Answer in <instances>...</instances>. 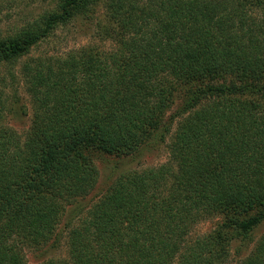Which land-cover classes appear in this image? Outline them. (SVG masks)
Here are the masks:
<instances>
[{"label":"trees","instance_id":"16d2710c","mask_svg":"<svg viewBox=\"0 0 264 264\" xmlns=\"http://www.w3.org/2000/svg\"><path fill=\"white\" fill-rule=\"evenodd\" d=\"M80 19L111 46L33 54ZM20 84L23 134L7 123ZM171 133L166 162L83 205L98 155L136 159ZM263 224L264 0H53L0 32V264L62 233L67 255L36 264H264ZM235 243L254 245L231 261Z\"/></svg>","mask_w":264,"mask_h":264},{"label":"rangeland","instance_id":"374dc122","mask_svg":"<svg viewBox=\"0 0 264 264\" xmlns=\"http://www.w3.org/2000/svg\"><path fill=\"white\" fill-rule=\"evenodd\" d=\"M53 0H0V32H6L13 27L18 26L24 20L32 18L39 14L44 8L49 7ZM95 27L91 22L77 20L72 24L59 28L55 35L45 42L39 48L35 49L33 54H62L70 49L77 48L84 44L95 43L98 45L111 46L110 42L99 39L96 35ZM19 88V102L9 107L7 115V123L15 128L20 134L28 129L31 118L30 99L25 93L22 84ZM7 95L10 97L11 103L15 100L12 98L13 90L9 88ZM13 99V101H12ZM182 97L178 95L171 112H175L181 106ZM10 105V104H9ZM28 110V114L24 111ZM172 133L168 136L166 143L159 145L156 149L144 152L142 155L135 157L136 159H116L117 157L98 155L96 165L98 168V183L95 190L83 201V205H89L96 200L100 194H103L111 182L121 173L134 169H143L150 166H157L169 159L168 143L171 141ZM70 208L66 211L61 221V228L68 225L70 220ZM216 224L215 220H207L200 223L196 229V233H204ZM65 232V231H64ZM264 234V224L255 230L253 237L254 242ZM66 233H62L61 243L57 249H47L46 251H27L28 264H36L49 258H63L67 255ZM238 243L233 244L231 249V261H235L240 257L246 256L252 249L253 244L248 247L239 248ZM241 249V250H240Z\"/></svg>","mask_w":264,"mask_h":264}]
</instances>
